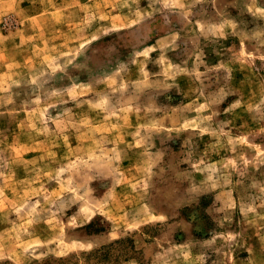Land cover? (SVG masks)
<instances>
[{
  "label": "rangeland",
  "instance_id": "rangeland-1",
  "mask_svg": "<svg viewBox=\"0 0 264 264\" xmlns=\"http://www.w3.org/2000/svg\"><path fill=\"white\" fill-rule=\"evenodd\" d=\"M0 264H264V0H0Z\"/></svg>",
  "mask_w": 264,
  "mask_h": 264
}]
</instances>
